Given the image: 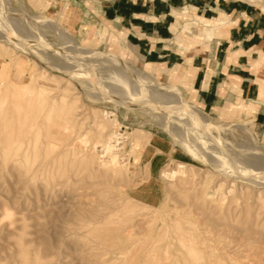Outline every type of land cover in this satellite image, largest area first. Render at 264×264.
<instances>
[{"label":"rangeland","instance_id":"obj_1","mask_svg":"<svg viewBox=\"0 0 264 264\" xmlns=\"http://www.w3.org/2000/svg\"><path fill=\"white\" fill-rule=\"evenodd\" d=\"M70 4L0 0V264H264V132ZM207 12L182 50L226 27Z\"/></svg>","mask_w":264,"mask_h":264},{"label":"crops","instance_id":"obj_2","mask_svg":"<svg viewBox=\"0 0 264 264\" xmlns=\"http://www.w3.org/2000/svg\"><path fill=\"white\" fill-rule=\"evenodd\" d=\"M65 1L72 5L73 0ZM74 1L78 3L73 7L76 24L82 27L89 19L94 29L98 23L106 29L104 39L120 36L128 59L153 68L155 74L168 76L171 69L178 66L173 70L183 71L184 76L190 77L193 100L199 107L209 112L220 109L234 113L238 109L240 116H251L249 122L264 132L263 12L223 0ZM85 10L91 11L94 17L88 16ZM195 10L201 14L200 22L204 25L215 16H209L207 11L217 15L224 13L229 20L219 23L226 25L227 32L205 46L195 44L182 50L178 36L188 30L183 26L188 18H193ZM180 17L188 18L179 23ZM254 60L263 63L259 74L250 68ZM166 69H169L167 73ZM241 104L243 109H240ZM154 155V152L148 153L149 168Z\"/></svg>","mask_w":264,"mask_h":264},{"label":"bare ground","instance_id":"obj_3","mask_svg":"<svg viewBox=\"0 0 264 264\" xmlns=\"http://www.w3.org/2000/svg\"><path fill=\"white\" fill-rule=\"evenodd\" d=\"M178 17V16H177ZM227 22V21H226ZM220 23H218L217 25H219ZM213 27V26H212ZM186 33L189 32V30H184ZM176 32V31H175ZM227 32V30L225 28H223L221 25L217 26V32L211 34V35H207L206 38L207 40L203 42L202 46H205L207 43L211 42L213 39H218L220 37H223V35ZM230 56V55H229ZM254 59V58H253ZM258 59V58H256ZM263 66V63L259 60H254L251 62L250 68L251 70H253L256 73H260V70ZM61 70V69H60ZM141 71V70H140ZM138 72V71H137ZM263 91V90H262ZM245 107V106H244ZM240 109H243V104H241ZM139 145H142L141 142ZM192 144V143H191ZM184 165L183 164H179L178 165V171L181 172V174H185V170H183ZM175 173V171H174Z\"/></svg>","mask_w":264,"mask_h":264},{"label":"built area","instance_id":"obj_4","mask_svg":"<svg viewBox=\"0 0 264 264\" xmlns=\"http://www.w3.org/2000/svg\"><path fill=\"white\" fill-rule=\"evenodd\" d=\"M258 3L261 5V7L259 8L260 11H264V0H260Z\"/></svg>","mask_w":264,"mask_h":264}]
</instances>
